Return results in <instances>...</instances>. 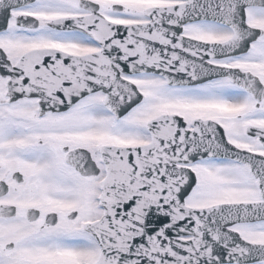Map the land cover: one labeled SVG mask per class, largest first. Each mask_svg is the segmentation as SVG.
<instances>
[{
    "label": "snow or ice",
    "instance_id": "obj_1",
    "mask_svg": "<svg viewBox=\"0 0 264 264\" xmlns=\"http://www.w3.org/2000/svg\"><path fill=\"white\" fill-rule=\"evenodd\" d=\"M0 264H264V0H0Z\"/></svg>",
    "mask_w": 264,
    "mask_h": 264
}]
</instances>
